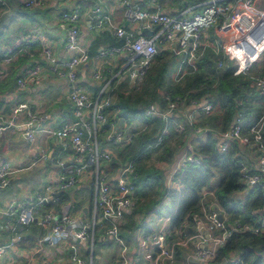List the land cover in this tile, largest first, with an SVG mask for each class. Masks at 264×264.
Returning <instances> with one entry per match:
<instances>
[{
  "label": "built area",
  "instance_id": "built-area-1",
  "mask_svg": "<svg viewBox=\"0 0 264 264\" xmlns=\"http://www.w3.org/2000/svg\"><path fill=\"white\" fill-rule=\"evenodd\" d=\"M51 0H22L25 8H44ZM69 1V0H67ZM122 7L121 18L126 23L136 27L138 35H134L123 26L122 21H116L111 17L98 18L91 26L92 29H100L106 26L112 31L115 38L122 41L118 47H105L98 53L100 59H107L120 51H127L128 56L123 64L122 72L128 78L130 88L137 90L152 66L156 55L163 51H170L176 56L177 66L173 74L174 81H179L190 68L196 69L195 61L205 53L211 52L218 57L215 60L217 69H222L226 63L232 67L233 76L246 75L251 78L254 91L264 102V77L251 75L253 66L264 60V0H206L203 3H195L179 13L162 12L155 2V10L141 9L132 5V0H118ZM94 15L100 12L99 0H94ZM93 15V16H94ZM59 20L64 24V46L69 51L67 58H58L53 49L47 45L41 34L28 33L17 41L13 52L0 54V66H6L17 58L21 51L19 45L28 41L41 42V54L48 63L49 70L57 77H64L68 82V98L72 104L74 116L73 123L62 122L55 129L45 127L46 117L32 110L27 102H18L11 108V118L4 120L5 125H0V135L8 127H16L33 152V160H44V150H34L36 133L41 132L46 139L56 141H69L73 151V159L70 166L65 168L63 174L57 177L54 186L47 185L36 193L35 197L14 200L0 209V216L14 219L22 230L34 222L37 210L56 200L52 197L57 191L66 190L80 181V177L89 170H97L103 160H110L111 154L98 149L97 135L104 133L106 117L103 110L109 105L113 88L107 83L95 97L89 95L76 82L75 71L81 65L89 61V54L79 43V13L77 9L61 11ZM146 31L150 34H146ZM46 43V44H45ZM38 69L32 66L16 80L19 89L26 87L29 81L38 78ZM92 77L96 80L102 78L101 69L97 68ZM165 109H160L157 104L151 103L142 110L146 119L160 117L164 121L162 130L157 134L154 147L161 144L168 125L172 123L174 112L186 111L188 108H196L199 103L190 100L186 103L185 96H165ZM199 106V112L206 114L212 108V103L206 97ZM187 122H196L198 114L195 110L187 111ZM198 118V117H197ZM174 130L178 134L185 131L183 122L173 123ZM145 126H139L136 132L115 130L112 139L116 142L128 143L138 132H143ZM241 122L235 119V123L227 130L215 137L217 151L226 152L233 142L245 146H253L258 152L260 165L256 171H251L243 162H239L238 173L241 182L246 189H252L264 184V111L258 120L246 127L245 131ZM199 165L203 156L184 159ZM133 162H127L120 171L116 186L102 182L96 176L92 184V194L95 210L100 211L101 218L108 226L106 235L118 243L120 248L119 258L113 264H127V247L119 237L118 223L124 219V211L131 204L134 194V186L127 177L133 173ZM13 170L6 161L0 162V188L10 186ZM201 216L196 218L194 234L190 239L194 241L192 250L186 254L181 264H207L215 261L218 250L224 245L232 233L264 232V214L255 224L234 222L228 229L224 226L225 212L216 204L215 190L212 187H203L200 190ZM52 197L51 200L49 198ZM207 205V206H206ZM214 208L217 210L215 211ZM169 214L165 221L170 223ZM218 214L223 217L220 221ZM42 223L49 227V231L36 240L37 247L58 246L63 243L69 250L68 262L70 264H91L82 259L77 252L76 243L92 239L89 227H81L78 230H70L69 225L73 221L68 210H62L58 215L51 212L44 213ZM170 230V229H169ZM155 252L148 264H159L161 257L168 262L174 258L175 246H184L185 240L174 241L171 231L157 232L144 235ZM20 240V231L14 230L5 244H0L1 257L7 249L16 245ZM238 255H229L225 258V264H240Z\"/></svg>",
  "mask_w": 264,
  "mask_h": 264
},
{
  "label": "crops",
  "instance_id": "crops-1",
  "mask_svg": "<svg viewBox=\"0 0 264 264\" xmlns=\"http://www.w3.org/2000/svg\"><path fill=\"white\" fill-rule=\"evenodd\" d=\"M194 1H196L194 3H203L206 0ZM155 2L159 4L162 12L172 14L179 13L194 4L192 0H132V5L141 9L155 10ZM7 3L10 6L6 10L5 7L3 8V16L9 20V14H12L13 17L11 19H13V22H9L10 28L8 27L7 29L5 24L8 21H0V54L8 51L13 52L14 45L26 34L39 33L43 36L47 45L53 49L56 57L67 58L70 53L64 46V24L59 20V13L77 9L79 13V43L90 56L89 61L75 71L77 84L92 98L98 95L106 83L108 87L112 86L113 89L118 87L124 90L130 89L128 78L121 69L128 52L120 51L107 59H100L98 57L99 51L109 47L110 41L116 39L105 23L102 28L97 30L91 27L98 18L107 16L116 21L121 20L123 26L137 36L139 33L136 27L122 20V7L118 0H99L100 12L89 19L88 16L94 8V0H51L48 6L37 9L18 8L16 4H21L22 0ZM185 4L186 6H184ZM5 31L8 34H5ZM19 47L21 51L18 53L17 58L6 66H0V125H5L4 120L11 118V108L18 102H27L32 110L44 115L46 117L44 128L55 129L62 122L73 123L75 119L72 112V104L68 98V82L64 77H57L51 73L47 61L41 54V42L28 41L22 43ZM32 66L38 69V78L34 81H29V84L22 89L17 88V78ZM176 66L177 63L174 67V72ZM97 68L101 69L102 78L100 80L92 77L93 72ZM161 93L163 92L161 91ZM202 103L203 101L201 100L196 108H188L184 112L177 111L173 113L171 123L173 129V123L183 122L185 131L188 128L190 133L186 135L185 142L172 165L164 170L163 186L158 189V195L154 194L156 187L148 192L149 197L157 201V204L141 218L140 222L138 217L136 218L137 223L139 222L136 227L130 222L134 205L136 201L144 200L146 195L142 196L137 192L138 196H136L134 187L131 204L124 211L123 221L118 223L119 237L127 247L125 255L127 264H148L155 250L146 241L144 235L170 231V223L165 221V219L169 214L174 213L176 201H173L166 194V191L176 190L177 193L179 192L180 186L173 180L175 172L184 166L182 164L184 159L201 155L195 152L205 129L197 128L191 130L190 126L197 124L198 120L188 124L186 112L195 110L198 114L197 117H201L199 116L202 114L199 112V106ZM259 107L262 108V111L264 110L263 100L259 98L255 101L252 98L251 109ZM204 115L206 114H202V116ZM235 119L237 118L234 117L233 124ZM147 123L144 119L141 121L120 118L114 121L108 126L105 133L97 135L98 149L109 152L110 146L113 145L115 146V151L112 158H118V151H121L126 144L123 142L116 143L112 139L115 130H121L125 133L136 132L141 125H144L145 129L148 128ZM241 123L243 125V122ZM213 134L216 137L219 132L214 131ZM242 145L241 143L233 142L230 148L236 147L235 156L240 161H243L251 171H256L260 165L257 150L251 145L246 146V149H244ZM34 150H44L46 158L44 160H33V152L18 128L8 127L0 135V162H8L13 170L10 186L3 189L0 188V209H3L11 201L35 197L36 193L47 185L54 186L57 182V177L64 173L65 168L70 166L73 159V151L67 139L63 142L56 141L53 138L46 139L41 132L36 133ZM110 160L100 162L97 175L95 170H89L80 177L78 183L66 190L57 191L56 193H60L58 197L62 195L61 199L57 201V197L49 206L40 207L37 210L34 222L27 229L22 230V227L12 218L7 219L0 216V244L7 243L14 230L20 231L19 242L7 249V252L1 257L0 264H70L68 262L69 250L66 248L65 243L55 247L43 246L42 248L37 247L36 244L37 238L44 236L49 231V227L41 221L42 215L47 212L58 215L62 210H68L72 215L73 221L69 225L70 230L74 231L81 227H89L91 232V226L93 225L92 239L76 243L78 255L82 259L90 261L91 264H113L116 262L119 258L121 247L106 235L108 225L103 222L100 211L95 210L92 194V184H94L96 176L102 182L115 187L122 167L128 162L118 164L115 167L113 165H109L110 167L105 166ZM135 163L133 164V173L127 176L132 184ZM218 182L219 176L216 174L208 186L216 190ZM262 187L264 190V184ZM248 190L244 186V190L235 193L233 197L241 199ZM257 213H259V216L264 214V207L258 210ZM184 233L187 234L186 231H183ZM184 240V246H175L172 261L168 262L161 257L159 264H181L184 256L191 252L194 243L190 239L189 234L184 237ZM93 246L97 247L96 252L93 251Z\"/></svg>",
  "mask_w": 264,
  "mask_h": 264
},
{
  "label": "trees",
  "instance_id": "trees-1",
  "mask_svg": "<svg viewBox=\"0 0 264 264\" xmlns=\"http://www.w3.org/2000/svg\"><path fill=\"white\" fill-rule=\"evenodd\" d=\"M16 6L22 9L24 7L22 3H17ZM115 39L117 41L111 40L109 47L121 45L122 41ZM217 58L211 52L205 51L195 61L196 69L192 71L187 68L188 72L176 82L173 77L171 78V73H174L177 63L176 56L170 51H163L155 56L152 66L137 90L130 88L129 93L128 90L120 87L113 89L109 105L103 110L106 117L103 128L105 132L111 123L120 118L141 121L144 119L148 122L146 124L148 128L132 137L130 143H124L126 145L121 151H118V158L111 160L109 165L115 167L127 161L134 163L141 158L147 159L159 148H162L159 157L162 159H165L166 154L173 157L177 151L181 150L190 129L186 128V131L178 134L172 124L168 125L161 144L154 147L156 136L162 130L164 121L160 117L144 118L142 110L149 104L155 103L161 109H165V96L174 97L177 95L185 96L186 103L190 100L199 103L205 97L208 102L212 103L210 111L204 116H202L203 113H200L201 117L197 118V124L190 126L191 130L205 129L195 152L203 155L202 163L196 165L187 160L173 176V180L180 186L179 192L177 193L176 190L166 191V194L176 201L175 211L170 217V231L173 236L176 235V232L183 235V231L189 235L194 234L196 218L201 216L200 190L207 187L216 174L219 176V182L215 190V202L225 212V228L228 229L236 221L255 224L260 217L257 211L264 207L262 185L249 189L241 199L233 197L235 193L244 190L238 173L240 160L235 156V150L219 153L213 134L214 131L221 133L229 129L233 124L234 117L239 122H242L241 119H245L243 123V131H245L246 127L255 122L254 117L258 113V109H251V99L260 97L253 89L251 78L246 75L233 76V69L229 63H226L222 69H217L215 66ZM250 74L264 77V60L253 66ZM110 87L112 88V86ZM170 141L175 146L174 149L169 147ZM172 160L173 158H170L168 163H171ZM167 168V166L166 168L154 167L147 170H143L139 166L135 168L132 180L136 196H138L137 192L142 196L146 195L144 200H138L134 205L130 222L135 227L139 225L141 218L157 204V201L149 197L148 192L156 187L154 194L158 195V189L163 186V172ZM61 197L62 195L58 197L57 201ZM50 204L51 202L46 205ZM229 255H238L241 258L240 264H264V232L258 234L243 231L232 233L218 250L215 261L207 264H219Z\"/></svg>",
  "mask_w": 264,
  "mask_h": 264
},
{
  "label": "rangeland",
  "instance_id": "rangeland-1",
  "mask_svg": "<svg viewBox=\"0 0 264 264\" xmlns=\"http://www.w3.org/2000/svg\"><path fill=\"white\" fill-rule=\"evenodd\" d=\"M12 1H15V0H1L0 1V21H2V22L3 21H8L5 24L7 29H8V27L10 28L9 22H11V23L13 22L12 21L13 19H11L13 17V15L12 14H9V20H8L7 17L3 16V14H4L3 13V11H4L3 8L5 7V10H6L7 7L10 6V4L7 3V2H12ZM1 2H3V3H1ZM2 29H4V28H2ZM5 34H8V32H6ZM172 77H173V73H171V78ZM171 78H170V80H172ZM168 81H169V78H168ZM129 90L130 89H128V92L130 93ZM160 93H161V91H160ZM253 100L257 101V98L254 97ZM257 109H258V113L255 115V117H254L255 120L254 121L258 120L259 117L262 115V113L264 111V110L262 111V108H260V107L257 108ZM241 121L244 123L245 122V119H241ZM171 142L172 141H170L169 147L171 149H174L175 146H173V144ZM242 146H243L244 149H246L245 148L246 147L245 145H242ZM110 148H109L108 151L111 154V158L110 159L112 160L113 159L112 157H114L115 146L111 145ZM177 148H178V146H177ZM231 149H232V147L229 150H231ZM233 150H237V148L236 147H233V149L231 151H233ZM228 151H226V152H228ZM160 153H162V148H159L157 151L153 152L152 155L149 158H147V159H145V158L138 159L136 161L135 168L137 166H139L143 170H147V169L154 168V167L155 168H164V167L166 168V166L167 167H170L172 165L173 161L175 160L176 155L179 153V151H177L176 154H175V156H173V157H171L169 154H166L165 157H164L165 159L159 158L160 157ZM238 153H239V151H238ZM116 156H117V154H116ZM170 158H173V160H172L171 163H168L170 161ZM111 160L108 163H106L107 165L105 164V166H109V164L111 163ZM186 235L187 234H185V233L183 235H180L179 233L176 232V235L174 236V240H178V239H182L183 240V238ZM96 250H97V247L96 246H93V251L96 252Z\"/></svg>",
  "mask_w": 264,
  "mask_h": 264
},
{
  "label": "water",
  "instance_id": "water-1",
  "mask_svg": "<svg viewBox=\"0 0 264 264\" xmlns=\"http://www.w3.org/2000/svg\"><path fill=\"white\" fill-rule=\"evenodd\" d=\"M94 14H95L94 11H92L91 14L88 16V19H89L91 16H93ZM146 33H147L148 35L150 34V33L147 32V31H146ZM59 194H60L59 192H58V193H55L52 197H58ZM52 197H50L49 200H51ZM214 210L217 211L215 208H214ZM218 218H219L220 221L223 220V217H222L220 214H218ZM219 264H225V259H222V261H221Z\"/></svg>",
  "mask_w": 264,
  "mask_h": 264
}]
</instances>
